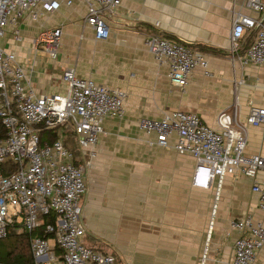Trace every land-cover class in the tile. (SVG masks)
Instances as JSON below:
<instances>
[{"label":"crops","instance_id":"crops-1","mask_svg":"<svg viewBox=\"0 0 264 264\" xmlns=\"http://www.w3.org/2000/svg\"><path fill=\"white\" fill-rule=\"evenodd\" d=\"M247 1L121 0L108 22L110 36L103 41H97L85 23L83 0L62 4L54 13L41 11L39 21L22 24L21 41L7 30L2 46L26 65L36 61L31 80L37 95L66 93L62 76L67 69L127 93L125 117L104 122L86 173L82 207L87 247L114 255L118 264H228L242 236L232 223L252 215L264 224L252 179L228 176L220 192L216 187L194 188L196 161L175 150L176 138L169 139L168 147L151 145L156 136L138 129L142 118L159 120L180 110L198 114L207 126L220 130L221 114L236 113L245 123L251 106L264 108V66L244 65L238 56L245 51L234 57L230 52L238 14L264 21V13L246 8ZM45 28L63 31L54 61L34 45ZM154 34L174 38L196 52L192 46L222 54L200 52L209 66L196 68L183 90L147 47ZM247 130L246 154L264 156V125H248ZM257 181L264 187V171ZM255 264H264V248Z\"/></svg>","mask_w":264,"mask_h":264},{"label":"built area","instance_id":"built-area-1","mask_svg":"<svg viewBox=\"0 0 264 264\" xmlns=\"http://www.w3.org/2000/svg\"><path fill=\"white\" fill-rule=\"evenodd\" d=\"M73 1L0 0V242L10 238L14 227L35 233L45 224L44 216H55V224H46L43 236L30 240L34 264H118L114 255L84 244L82 199L88 191L86 173L104 133L103 124L107 119L125 117L127 93L80 78L73 69H67L62 76L66 93L37 95L31 80L36 61L26 65L14 51L2 46L9 28L14 39L21 41L22 24L39 21L41 11L54 13L62 4L73 5ZM83 1L85 23L95 39H108V22L120 9L121 0ZM246 8L264 13V0H248ZM253 30L257 31L254 43L244 56H238L245 33ZM62 36V28L42 29L34 40L36 51L42 50L56 60ZM146 45L160 66L169 67L172 83L183 90L196 68L209 66L203 53L170 39L152 35ZM230 50L244 65L264 66L263 20L238 14L233 21ZM218 123L220 130H214L198 114L179 110L159 120L142 118L138 128L156 136L151 145L168 147L169 139L175 137V150L194 157V188L216 187L220 192L228 176L252 179L253 190L259 195L257 207L264 211V187L257 181L258 173L264 171V156L246 154L247 126L264 125V108L251 106L245 123L238 121L236 113L221 114ZM54 128L76 132L84 162L77 163L61 139L42 145L41 131ZM232 225L242 236L228 264H255L264 248V224L248 215ZM207 250L206 246L203 262Z\"/></svg>","mask_w":264,"mask_h":264},{"label":"trees","instance_id":"trees-1","mask_svg":"<svg viewBox=\"0 0 264 264\" xmlns=\"http://www.w3.org/2000/svg\"><path fill=\"white\" fill-rule=\"evenodd\" d=\"M256 34L257 31L253 30L248 35L247 39H242L243 47L240 46L238 53H241V51H245L244 53L247 52V50L254 43ZM154 35H158L160 37H164L172 41L178 42L174 38L163 36V34ZM192 48H197L200 52L210 51L216 54H222V52L211 48H198V46H192ZM59 139H61L63 141L64 146L75 155L77 163H81L86 160V157L83 155L82 150L79 148L78 136L76 132H74L72 129L54 128L41 131L42 145H50L55 141H58ZM43 218L45 224L35 233H30L25 227H14V229H12L11 231V237H14V239L16 240L15 246L13 248L9 247L4 242H0V262L2 264H34V259L30 249L31 238L35 236H43L46 224H55L56 221L55 216H44Z\"/></svg>","mask_w":264,"mask_h":264},{"label":"rangeland","instance_id":"rangeland-1","mask_svg":"<svg viewBox=\"0 0 264 264\" xmlns=\"http://www.w3.org/2000/svg\"><path fill=\"white\" fill-rule=\"evenodd\" d=\"M139 129V128H138ZM217 195V194H216ZM215 195V196H216ZM214 208H215V205H214ZM213 208V209H214ZM214 211H217V208L214 209ZM213 212V211H212ZM12 238V237H11ZM4 243H6L9 247L13 248L15 246V243H16V240L14 239V237L12 239H9L7 241H5Z\"/></svg>","mask_w":264,"mask_h":264}]
</instances>
